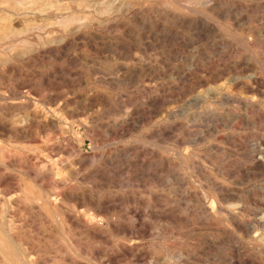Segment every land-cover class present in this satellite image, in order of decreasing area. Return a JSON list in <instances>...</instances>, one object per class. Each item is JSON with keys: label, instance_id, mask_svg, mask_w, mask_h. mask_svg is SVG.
I'll list each match as a JSON object with an SVG mask.
<instances>
[{"label": "rangeland", "instance_id": "obj_1", "mask_svg": "<svg viewBox=\"0 0 264 264\" xmlns=\"http://www.w3.org/2000/svg\"><path fill=\"white\" fill-rule=\"evenodd\" d=\"M0 264H264V0H0Z\"/></svg>", "mask_w": 264, "mask_h": 264}, {"label": "bare ground", "instance_id": "obj_2", "mask_svg": "<svg viewBox=\"0 0 264 264\" xmlns=\"http://www.w3.org/2000/svg\"><path fill=\"white\" fill-rule=\"evenodd\" d=\"M252 154V153H251ZM10 239V238H9Z\"/></svg>", "mask_w": 264, "mask_h": 264}]
</instances>
